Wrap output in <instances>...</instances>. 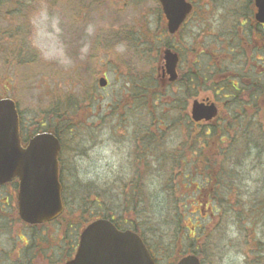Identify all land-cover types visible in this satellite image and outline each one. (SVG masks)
Returning <instances> with one entry per match:
<instances>
[{"label":"rangeland","instance_id":"obj_1","mask_svg":"<svg viewBox=\"0 0 264 264\" xmlns=\"http://www.w3.org/2000/svg\"><path fill=\"white\" fill-rule=\"evenodd\" d=\"M36 1L0 0V98L14 100L23 114H29L36 120L54 106H58L62 112L67 111L64 117L71 119L75 137L67 142L69 152H65L64 160L65 164H72L73 161L76 165L74 179L81 186L92 183L103 187L106 183H111V186L115 183V188L122 190V185L129 184L136 171H141L144 166L143 157L147 152H144L140 138H136V135L140 131L144 135L146 126L158 135L156 125L171 126L169 118L181 115L179 111H173L170 105L176 96L177 87L162 83L158 75L163 65L160 57L166 42H170L171 49L181 53L187 62L196 61L201 52L204 63L208 65L213 64L216 58L217 61L231 58L228 37L233 32L251 33L247 29L249 23H245L249 19L241 16L248 15V0H228L231 4L227 0H189L196 6L195 14L172 39L165 31L157 0H76V27L68 20L72 0L68 1V5L62 2L61 8L50 4L54 0H45L43 3L42 0ZM63 15L66 16L64 20ZM64 22L70 23L68 27L73 32L66 28ZM240 25L244 26L241 28ZM13 40L16 44L11 47ZM259 42L258 45L262 44V41ZM254 54L250 51L246 55L249 59L245 65L247 69L243 70L242 65L239 70L241 89L255 82V79L246 76L248 72L254 77L264 72L258 67L264 63L257 61L262 58ZM150 76L157 80L159 89L147 87L144 92L142 83ZM101 78L108 81V87L104 90L98 86ZM209 93H203L197 99L201 101L208 97L213 101V95ZM190 105L191 101L185 109L188 116ZM263 111H259L258 121L264 131ZM224 116L222 110L220 117ZM153 118H159L158 124H152ZM160 133L166 134L172 146L181 140L172 129ZM185 159L180 160V163L188 165L179 168L174 178L173 184L178 186L186 180L183 178L192 169L191 155L188 154ZM261 159L264 164V157ZM254 161L253 155L244 170L247 180L244 192L247 198L257 186L254 182L260 180L264 173V165L259 168ZM89 175L93 179H82ZM164 179V176H158L150 182L152 194H155V207L151 213L154 217H159L166 206L167 199L161 189ZM67 183L70 189L76 190V201L72 202L76 204H72L63 224L66 228L75 225L76 230H81L94 219L90 212L95 215L97 210L93 202L95 195L92 192L91 200L82 201L79 199L81 187L73 181ZM82 192L85 194L84 190ZM240 213L236 209L234 222L230 219L219 238L218 234L211 238L219 246V254L211 259L207 257L206 264H236V254L243 255V264H255L252 254L257 252L255 241H264V223L259 218L249 222L250 219ZM210 216L207 210L202 213L200 220L195 218L196 222L187 223L192 236L194 223H204L207 229L218 227L220 214H216L213 219ZM17 228L16 225L11 233L4 230L0 232V264L15 262L13 249L18 243L14 238L19 230ZM45 228L56 229L54 226ZM171 246L173 252L159 259L158 264H175L176 254L183 250L187 252L186 247L189 245L181 242V238H174ZM199 247L198 241L192 245V250ZM188 254L192 253L187 252L185 255ZM35 262L40 264L37 259Z\"/></svg>","mask_w":264,"mask_h":264},{"label":"trees","instance_id":"obj_2","mask_svg":"<svg viewBox=\"0 0 264 264\" xmlns=\"http://www.w3.org/2000/svg\"><path fill=\"white\" fill-rule=\"evenodd\" d=\"M226 2L230 3L228 0ZM248 2L250 4L247 6L250 8L252 0ZM164 46L172 47L170 42H166ZM179 55L181 66L178 80L168 86L177 87L176 96L170 105L173 111H179L181 115L169 118L171 126L156 125L159 118H153L151 121L156 125L158 135L152 133L149 126L145 127L144 135L143 131L137 132L136 138H140L141 146L147 152L143 157L142 170H137L133 180L122 185V190L116 189L115 183L112 186L111 183H106L103 187L92 183L81 186L76 182V185L81 187L80 200H91L92 192L95 195L93 202L97 205V210L95 215L90 212L92 217L114 219L116 226L138 233L157 263L170 251L173 252L171 244L174 238H181V242L189 245L186 247L187 252L196 255L201 264H206L208 258L219 254V246L211 238L217 234L219 238L230 219L234 222L236 209H239L241 215L247 216L249 222L259 218L264 223V173L260 180L254 182L257 186L248 198L244 192L247 181L244 170L249 158L254 155L255 165L259 168L264 165L261 159L264 157V131L258 121L259 111L264 109V80L253 78L250 76L252 73L248 72L246 76L255 79V82L246 85L240 93L235 87L236 65L233 60L231 63H224L216 58L213 67L208 68L201 52L200 58L194 62H187L181 53ZM142 86L144 92L147 87L159 89L157 80L152 76L145 79ZM209 92L219 104V115L209 124H195L185 110L187 103ZM222 110L225 116L221 118ZM262 113L264 115V111ZM63 114L67 115V111H63ZM64 120L62 134L72 139L75 137L74 126L69 117L65 116ZM170 129L181 137L176 146L170 144L166 134L160 133ZM188 154L192 159L190 174L183 178L186 180L180 186L173 184L178 169L188 165L180 163V160H186ZM158 176L165 177L161 189L167 200L163 213L154 217L151 213L155 207V194H152L150 182ZM197 179L200 180L197 182ZM70 194L76 195V190L70 189ZM244 199L246 202H243ZM207 210L211 214L210 219L220 214V224L216 229H207L202 221L200 225L194 223L192 236L187 223L196 222L195 218L200 220L202 213ZM123 212L127 217H123ZM198 241L200 247L192 250V245ZM255 243L257 252L251 253L254 255L253 261L255 264H264V241L256 240ZM181 247L184 249V245ZM187 252L180 251L174 261Z\"/></svg>","mask_w":264,"mask_h":264},{"label":"water","instance_id":"obj_3","mask_svg":"<svg viewBox=\"0 0 264 264\" xmlns=\"http://www.w3.org/2000/svg\"><path fill=\"white\" fill-rule=\"evenodd\" d=\"M167 30L174 35L191 11L186 0H158ZM255 20L264 25V0H254ZM164 74L168 81L177 80L178 56L164 51ZM100 87L106 81H99ZM213 103L193 101L191 119L210 122L217 116ZM58 141L41 134L32 139L26 149L20 147L18 116L13 101L0 100V186L19 180L18 210L21 220L36 225L53 220L62 212L61 186L58 176ZM68 264H155L141 238L130 231H119L107 220L90 224L81 234L76 257ZM177 264H200L193 255L181 258Z\"/></svg>","mask_w":264,"mask_h":264},{"label":"flooded vegetation","instance_id":"obj_4","mask_svg":"<svg viewBox=\"0 0 264 264\" xmlns=\"http://www.w3.org/2000/svg\"><path fill=\"white\" fill-rule=\"evenodd\" d=\"M43 1L45 0H42V3ZM46 1L48 2V0ZM68 1L69 0H54L51 1L50 4H53L54 7L59 5L61 8V3L64 2L66 5H68ZM72 2V9L69 11V19H67L76 27V6L74 4L76 0H72ZM35 3H38V0ZM190 3L192 4L193 8L188 17V21L191 20L192 15L195 14L194 11H196L194 6L195 4L193 2ZM52 12L54 11L52 10ZM254 13L255 8L253 7L252 3L250 5V10L247 13L248 15H243V18L249 19L245 20V23H249V28L247 29L250 30V35H248V33L245 31L233 32L232 35L228 37V41L231 45V49L229 50L231 58L221 59L224 63L229 60H233L235 63L236 77L234 78V81L236 80L235 87L240 93L241 88L238 83L240 80L239 70H241L242 65L243 70L247 69L245 65L249 63L247 61L249 59L246 57V55H248L250 51L251 54L255 52L254 55H257V58H262L257 59V61L264 63V25H258L256 22H254ZM64 18H66V16L63 15V20ZM68 24L70 23H65L67 29H69ZM240 26L242 28L244 25ZM69 31L73 32L72 29H69ZM75 31L76 29L74 32ZM259 41H262V44L258 45L260 43ZM15 44L16 41L13 40L11 42V47L15 46ZM259 46H262V48ZM258 52H261V54ZM231 53H233L235 56L233 57ZM207 67L212 68L213 64H208ZM258 67L260 69H264V65H259ZM263 75L264 72H261L260 76L258 77L262 79ZM162 78L163 80H166V76L163 74ZM16 107L18 114V137L22 149H26L30 141L37 135L41 134L52 135L59 143L60 152L57 162L59 171L58 176L60 177L59 180L62 187L61 199L63 210L62 213L54 220L44 222L39 225H29L22 222L18 211L19 184L18 180L15 179L10 183L0 186V232H3L2 230H4L5 232L11 233V231L13 232L16 225L19 228L17 233L14 235V238L18 240V243H15L16 246L13 249L15 250L16 254L14 264H36V259L40 262V264H68L76 255L82 229L76 230L75 225L67 226L66 228V225L63 224L69 216V211L72 209V204H76L72 203L76 201V195H69L70 186L67 182L73 181L75 184L76 180L74 178H76L75 173L77 172L76 165L73 161L72 164H65L66 160H64L65 152L68 150L66 148L67 142L71 140V138L65 137L62 134L65 127L64 114L58 106H54L51 111L45 112L39 120H36L29 114H23L17 103ZM74 159L75 157L73 160ZM62 220L63 222H61ZM49 226H54L56 229L49 230V228H45ZM1 259L2 255H0V260Z\"/></svg>","mask_w":264,"mask_h":264},{"label":"clouds","instance_id":"obj_5","mask_svg":"<svg viewBox=\"0 0 264 264\" xmlns=\"http://www.w3.org/2000/svg\"><path fill=\"white\" fill-rule=\"evenodd\" d=\"M82 179H93V177L91 175L89 176H86V177H82ZM234 235V233H233ZM235 261H236V264H243V261H244V257L243 255H240V254H236L235 257H234Z\"/></svg>","mask_w":264,"mask_h":264}]
</instances>
